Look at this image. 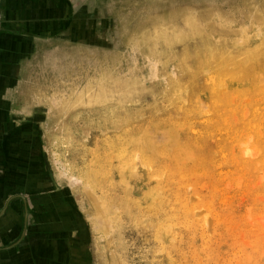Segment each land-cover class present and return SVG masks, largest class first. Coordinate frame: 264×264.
I'll return each mask as SVG.
<instances>
[{"label": "rangeland", "instance_id": "rangeland-1", "mask_svg": "<svg viewBox=\"0 0 264 264\" xmlns=\"http://www.w3.org/2000/svg\"><path fill=\"white\" fill-rule=\"evenodd\" d=\"M87 8L0 98L13 179L77 264H264V0Z\"/></svg>", "mask_w": 264, "mask_h": 264}, {"label": "crops", "instance_id": "crops-1", "mask_svg": "<svg viewBox=\"0 0 264 264\" xmlns=\"http://www.w3.org/2000/svg\"><path fill=\"white\" fill-rule=\"evenodd\" d=\"M57 3V0H0V98L12 102V97L24 95L25 89L16 85L21 86L28 80L27 60L38 54V43L43 40L17 33L23 25L39 26V17L44 15L42 11L48 10L50 14ZM6 128H9L6 124H0V130ZM6 162L4 141L0 138V210L12 196L25 198L22 202L15 197L0 217V264H77L74 250L85 245V235L77 233L73 238L60 239L56 232L60 225L63 227L64 221L56 222L47 211L53 210L54 205L50 207L49 202L33 200L40 187L13 179ZM25 206L28 208L26 225L23 220Z\"/></svg>", "mask_w": 264, "mask_h": 264}, {"label": "water", "instance_id": "water-1", "mask_svg": "<svg viewBox=\"0 0 264 264\" xmlns=\"http://www.w3.org/2000/svg\"><path fill=\"white\" fill-rule=\"evenodd\" d=\"M58 5L54 6V10L50 11L49 14L48 10L42 11L44 14L43 16H40V22L39 26L36 28L33 26H30L31 24L25 26H22V30L17 33L21 35H26L28 37L38 38L43 41L51 40L54 38L59 37L60 34L72 30L74 28H78V24L86 20V15H78L80 12V9H88L87 7L92 6L93 3H97L98 1L102 0H57ZM52 3L51 5H54ZM78 5V6H77ZM41 25V26H40ZM14 35V34H13ZM75 57V55H73ZM17 197L22 200V202H25V198L23 196L17 195L10 197L3 207L2 210H0V217L4 215L9 203L13 201V199ZM27 216H28V208L24 207V215L23 220L24 224L26 225L27 222Z\"/></svg>", "mask_w": 264, "mask_h": 264}]
</instances>
